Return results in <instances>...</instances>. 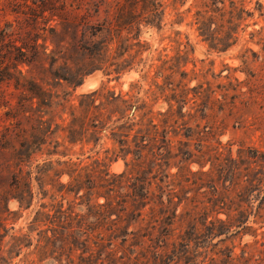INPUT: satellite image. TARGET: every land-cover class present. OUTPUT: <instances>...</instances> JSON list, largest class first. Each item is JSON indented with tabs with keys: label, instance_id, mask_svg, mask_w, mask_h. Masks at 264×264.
<instances>
[{
	"label": "rangeland",
	"instance_id": "374dc122",
	"mask_svg": "<svg viewBox=\"0 0 264 264\" xmlns=\"http://www.w3.org/2000/svg\"><path fill=\"white\" fill-rule=\"evenodd\" d=\"M0 264H264V0H0Z\"/></svg>",
	"mask_w": 264,
	"mask_h": 264
},
{
	"label": "trees",
	"instance_id": "16d2710c",
	"mask_svg": "<svg viewBox=\"0 0 264 264\" xmlns=\"http://www.w3.org/2000/svg\"><path fill=\"white\" fill-rule=\"evenodd\" d=\"M207 0H205V4H206ZM208 6V5H207ZM198 14V22L197 24H199V30L201 31V35L204 37V39H208V31H209V17H206L205 15L201 14ZM7 80L10 81L9 78H6ZM63 79H67V78H63ZM11 82V81H10ZM95 125V124H94ZM95 127V126H93ZM58 165H64V166H71V165H68L66 162H61L59 163ZM55 172V176H63L65 174V172H63L64 170H59V169H55L54 168V165L53 164H49V165H44L42 167H39L38 170H37V173H38V176H36V179L37 181H39L41 183V181H45L47 179H50L51 176H50V173L51 171ZM29 175V174H28ZM31 175L32 173L30 172V178L26 177L23 175V172L20 173V177L17 176L15 178V181H16V185H19L21 184V182L23 181V185H29V188L28 190H25L24 193L22 194V197L25 198L26 196H30V194L32 193V188H31V184H30V181H31ZM106 177L109 176V179H108V183H110V187L111 188V191H113V185L116 181H118L119 178H122L123 176H119L117 178H111L110 174L108 171H106L105 173ZM69 177L72 179L71 182L64 186L63 187H68V188H72L73 190H76L77 188H82V185L84 184V181H83V175L81 174V172H79L78 169H75L74 172L72 174L69 173ZM107 180V179H106ZM110 190V188H109ZM22 198V199H23ZM21 199V200H22ZM19 200V201H21ZM103 206H106V208H108L109 206H111V203H105ZM39 213V212H38ZM58 213L60 214V218H59V223H60V220H61V224H60V227H62L63 229H67V228H72V229H75L76 231H71V236H75L76 234H79L81 235L82 238H86L89 236L88 232L89 230H92V225H93V222L91 220L92 217L90 218H87L85 216H81V215H78V214H66L65 211H63V209L61 208ZM42 215H45L44 213H40L39 216H42ZM106 214L104 212H95V216H93L94 218H96V220L100 223V220L102 218V216H105ZM121 216H118V218H120ZM113 232H112V236H115L116 232L117 231H122L121 228L119 230V228H113L111 229ZM123 237H122V241L124 242V231L123 233ZM101 235V233H100ZM120 236H115L114 239H117L119 238ZM80 239V238H79ZM103 239V238H102ZM16 241H19V239H14ZM109 242H108V245L110 246H113V240L112 239H108ZM126 241V240H125ZM86 242V239L82 240V244H85ZM104 244V243H102ZM187 246V245H186Z\"/></svg>",
	"mask_w": 264,
	"mask_h": 264
}]
</instances>
